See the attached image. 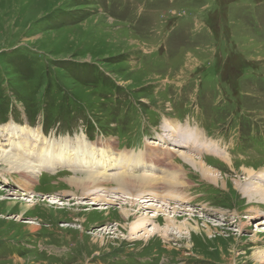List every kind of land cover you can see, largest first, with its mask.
Instances as JSON below:
<instances>
[{"label":"rangeland","instance_id":"374dc122","mask_svg":"<svg viewBox=\"0 0 264 264\" xmlns=\"http://www.w3.org/2000/svg\"><path fill=\"white\" fill-rule=\"evenodd\" d=\"M189 129L205 139L179 144ZM79 139L152 175L134 199L156 204L119 199L121 165L98 167L112 175L90 196L68 181L88 169L27 186L0 162V264H264V200L246 192L264 184V0H0L1 151L31 161L67 142L71 156Z\"/></svg>","mask_w":264,"mask_h":264},{"label":"bare ground","instance_id":"6f19581e","mask_svg":"<svg viewBox=\"0 0 264 264\" xmlns=\"http://www.w3.org/2000/svg\"><path fill=\"white\" fill-rule=\"evenodd\" d=\"M166 124H168V123H166ZM190 128H192V127H190ZM191 131L192 130H190V132L188 134L192 133ZM193 133L194 134L188 135L189 141L184 140V143L179 142V144H188L190 142H195L196 140L202 142V140L205 139V138L201 139V137L198 138L199 137V135L197 134L198 132H195L194 130H193ZM103 141H104V143L91 145L90 147L87 148V144H86L87 141L85 139H82V140L79 139L78 143L75 142L76 146H74V148H73L74 150L76 149V151L75 152L72 151L73 154L71 153L72 154L71 156H70V153L68 152V149H69V147H71V145L68 144L67 142L65 144L63 143L64 145H61L59 149H53L55 147L54 144L48 145L46 148H43L39 154H38V152L37 153L32 152L33 157L31 159V161H29L25 158H23L24 160L16 159V158H20V156L13 154L12 149H11V151H4V149H2V151H1V149H0V152H1L0 153V162L4 166L6 165L7 169L14 170V171L18 172L24 178L27 186L34 184L33 182H34L35 178L38 176L39 173H41V171L54 170V169H57L59 166L61 167L63 165L67 166L70 169H73L74 167H75V169L77 167L88 169V172L79 174V176H75V177H71V178L68 177L69 178L68 181L70 183L69 185L76 188L78 191L85 190V194H87V195L92 194L94 190H95V192H98V191L103 192L104 191L103 186L107 181V176L112 175V173H108L106 170L105 171L99 170L98 167H100V166L101 167L103 166V168L108 167L107 165H104V163H106V164L109 163V165H110L109 169L117 168L118 165H121L120 170H118V172H115L113 174L115 175V178H117L120 181L121 187H120L119 191H123L124 194L125 195L128 194V196H125V195L122 196L125 198H122L119 196V199L122 200L123 202L126 200L130 201V199H132L133 201H137V202L141 203L140 206L142 205L143 208H145L148 205L154 206L156 203H153V199H149L148 198L149 196H145V197L141 196L139 198L137 197L134 199V195L137 192L136 189L137 188L141 189V188H144V186H148L149 181H151L153 178L152 175L143 174L141 177H137V178L123 175L122 173L124 172L125 166L122 164H125V163L129 164L130 163L129 160L131 158L129 159V157H125V159L122 158V160L120 162H119V160L118 161L115 160V161L111 162V160H112L111 155L113 153L111 155H108V153L110 152V144H112V142L108 141V139L103 140ZM24 142L25 143L21 142L20 146H22V147L26 146L29 148V150L32 151V149H30V146H29L30 142H28V140L24 141ZM212 144L206 145L203 142L202 145H200L199 149H209L210 150V146H213ZM216 147L218 148V146H216ZM96 154L101 155V157L99 158L98 156H96ZM182 159L185 160L186 162L190 163V165L194 169L200 171L207 180L214 182V180H212L211 176L217 172L215 170L211 169L210 167H208L204 163V161H202L198 157H195L192 155L190 156L187 153L182 155ZM108 160H109V162H108ZM137 160H136L138 162L137 166H140L141 160L140 159H137ZM172 165H170L169 170H172ZM115 166H117V167H115ZM244 167H245L244 170H245V172L248 173V175L250 176V179L251 178H261L258 176L259 171L255 172L253 167L252 168L250 167L251 169H247L249 167L246 168V166H244ZM254 172H255V174H254ZM169 174L173 175L174 173H169ZM0 176H3L4 179L9 178V177H5V175L1 174V172H0ZM174 176H175V174L172 176V178L170 177V179L167 181L169 183H172V184H178L177 188H179L180 184H182L180 179H183V177L182 176L178 177L179 180L177 181V180H175ZM262 178H264V177H262ZM155 181H157V180H155ZM168 186H171V185H168ZM117 188H119V187H117ZM248 190L249 191H246V192H248L250 194L249 201L256 199L255 197H257V196H260L261 199L264 200V184L257 186L256 189H254V187H251V189H248ZM253 192H257L256 193L257 195H253ZM97 195H98V193H97ZM105 199L107 200V198H105ZM26 201L30 202L32 200L29 199ZM90 203L91 204L96 203L95 197L91 198ZM21 211H23V212L30 211L29 206L25 205V207L22 208ZM149 213L150 212L146 210V211H143L141 213L142 215L138 216V219L133 224V228H132L133 233H136V232L139 233V232L143 231V229L148 228L149 227V226L147 227L148 221L155 220L157 218V215L159 214L156 211L153 213H150V214ZM122 214L125 216V218H129V211H127L126 209L122 210ZM168 219H170V217H168ZM28 224H30L29 229L31 232L34 233L37 231L38 228L36 226L37 224L35 221H28ZM190 227H191V225H189V228ZM194 228H198V227L195 226ZM149 230H150V232L155 233L156 230H158V227H152ZM139 237H140V235H139Z\"/></svg>","mask_w":264,"mask_h":264},{"label":"crops","instance_id":"0c3cea01","mask_svg":"<svg viewBox=\"0 0 264 264\" xmlns=\"http://www.w3.org/2000/svg\"><path fill=\"white\" fill-rule=\"evenodd\" d=\"M152 188V187H151Z\"/></svg>","mask_w":264,"mask_h":264}]
</instances>
